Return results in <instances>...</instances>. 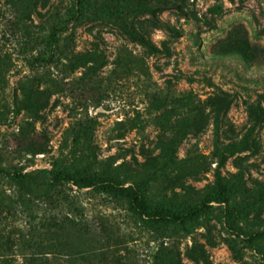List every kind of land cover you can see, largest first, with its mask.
<instances>
[{"label":"rangeland","instance_id":"374dc122","mask_svg":"<svg viewBox=\"0 0 264 264\" xmlns=\"http://www.w3.org/2000/svg\"><path fill=\"white\" fill-rule=\"evenodd\" d=\"M0 170V264H264V0H0Z\"/></svg>","mask_w":264,"mask_h":264},{"label":"trees","instance_id":"16d2710c","mask_svg":"<svg viewBox=\"0 0 264 264\" xmlns=\"http://www.w3.org/2000/svg\"><path fill=\"white\" fill-rule=\"evenodd\" d=\"M56 30H54L51 33V36L55 34ZM172 156H167L166 160L164 161V164L167 165L170 162H172ZM0 172H2L0 170ZM16 177H24L25 175L23 173H13ZM52 181L53 182H66V183H72L74 185H77L78 187H94L96 184H100L102 187L103 192L113 196V197H124L128 200L130 203V206L132 210H134L138 215L141 217H145L148 220H166L170 223H180L183 224L189 219H193L197 217L198 215L204 213L209 204L211 202H226V197L224 196L223 192L225 191V188H223V192L221 191L218 196L206 198L204 201L194 204L192 206H189L185 208L184 210L180 212H174V211H168L163 212L161 209H157L155 207H152L147 200L143 197V195L135 189L133 186H123L121 184H114L112 182H107L103 179H97L94 180L92 177H85L83 179L76 178L72 173H70L67 170H55L52 169L50 171ZM232 211L227 210L226 216L228 219L232 217ZM46 233V232H45ZM44 232L41 233V236L38 238H42L45 234ZM251 238L254 237H260L264 236V231L257 232L253 235H250ZM36 240L35 238L31 237V241ZM36 260L35 255H28L27 262L29 264H33V262Z\"/></svg>","mask_w":264,"mask_h":264}]
</instances>
